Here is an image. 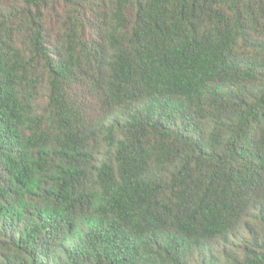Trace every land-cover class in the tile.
Masks as SVG:
<instances>
[{"label": "trees", "instance_id": "16d2710c", "mask_svg": "<svg viewBox=\"0 0 264 264\" xmlns=\"http://www.w3.org/2000/svg\"><path fill=\"white\" fill-rule=\"evenodd\" d=\"M0 264H264V0H0Z\"/></svg>", "mask_w": 264, "mask_h": 264}]
</instances>
